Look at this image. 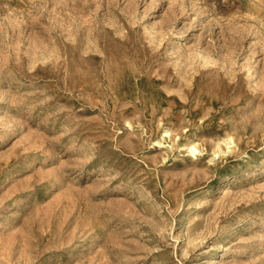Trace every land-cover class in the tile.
Segmentation results:
<instances>
[{"label":"rangeland","instance_id":"1","mask_svg":"<svg viewBox=\"0 0 264 264\" xmlns=\"http://www.w3.org/2000/svg\"><path fill=\"white\" fill-rule=\"evenodd\" d=\"M0 264H264V0H0Z\"/></svg>","mask_w":264,"mask_h":264},{"label":"bare ground","instance_id":"2","mask_svg":"<svg viewBox=\"0 0 264 264\" xmlns=\"http://www.w3.org/2000/svg\"><path fill=\"white\" fill-rule=\"evenodd\" d=\"M195 149V148H194Z\"/></svg>","mask_w":264,"mask_h":264}]
</instances>
